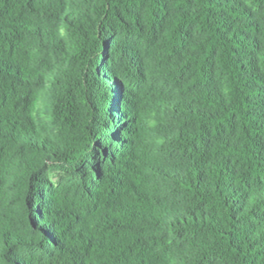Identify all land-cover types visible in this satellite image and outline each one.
<instances>
[{"label":"trees","instance_id":"16d2710c","mask_svg":"<svg viewBox=\"0 0 264 264\" xmlns=\"http://www.w3.org/2000/svg\"><path fill=\"white\" fill-rule=\"evenodd\" d=\"M78 1L86 13L75 16L64 0H0V264H264V226L247 229L264 212V193L245 203L234 186L263 173L264 125L254 113L261 91L239 56L254 44L221 14L233 6L181 0L187 8L171 20L169 55L153 80L165 84L191 67H210L223 82L218 91L208 78L190 96L165 102L177 132L162 144L189 159L173 170L148 157L137 107L120 99L113 73L99 71L113 57L138 71L110 29L134 6L153 9L160 0ZM193 24L199 53L182 52L184 29ZM46 54L58 58L56 71ZM258 58L264 66V54ZM48 84L52 139L39 134L34 117ZM228 126L239 141L221 143V152L217 144L215 159L200 156ZM113 144L118 149L109 150ZM57 172L75 178L55 187L48 175ZM157 177L194 209L168 205L148 187ZM184 238L198 242L186 251Z\"/></svg>","mask_w":264,"mask_h":264},{"label":"rangeland","instance_id":"374dc122","mask_svg":"<svg viewBox=\"0 0 264 264\" xmlns=\"http://www.w3.org/2000/svg\"><path fill=\"white\" fill-rule=\"evenodd\" d=\"M66 10L73 11L74 15H83L86 13L84 5L78 0H64ZM222 3L230 2L233 10L226 9L221 14H226L232 27L241 28V37L245 43H253L254 48H243L239 56L243 61L249 62L250 72L256 78L255 85L261 91L259 95V107L254 112L258 117V122L264 125V66L259 62L258 55L264 54V0H219ZM155 8V9H154ZM153 9L149 4H139L132 8V14H122V21L114 25L111 30L113 42L125 49L133 58L134 65H137L138 71H131L124 68V59L117 57L109 59L106 63L99 64L100 74L106 78L108 73H113L118 81L122 92L119 94L120 99L128 100L134 104L142 119L141 135L146 144V154L157 165L178 170L182 164L189 159L188 156L173 152L167 145L162 144V136H171L177 132V127L169 126L164 116V107L169 97H175L178 94L189 96L196 89L197 85H206L201 81L211 80L208 85L215 87L218 91H223V82L216 69L206 67V72H200L198 69L191 67L180 77L176 75L172 80L163 84L159 80H153V70L160 65L163 67L165 60L169 55V46L165 45L171 39V20L183 12L187 7L181 0H160ZM184 29L183 41L180 45L182 52L199 53L197 49L200 31L197 25L186 26ZM58 27V34L64 35ZM52 69L56 71L60 67L57 62L58 58L54 54L45 55ZM50 75L49 69L45 70ZM138 77V78H137ZM140 77H143L140 78ZM141 79V80H139ZM116 84V83H115ZM195 87V88H194ZM51 85L48 84L45 91L38 99L35 112V121L38 132L41 136L55 138L56 129L51 122ZM126 91L127 94L123 93ZM189 99V98H188ZM190 100V99H189ZM131 104V105H132ZM237 128L226 127L219 136L212 135L209 139L208 148L204 150L206 158L215 159L217 150L221 152L220 144L229 141L236 143L239 141ZM264 149V139H262ZM201 148V147H200ZM110 149H118L114 144L109 146ZM203 152V149L201 150ZM261 163L264 167V151L260 155ZM232 163V170L236 174L242 171V167L237 163L234 156L229 157ZM74 176L63 172L50 173L48 179L55 187L63 183H68ZM244 182H239L236 178L234 186L239 189L245 203L249 202L251 196L258 193H264V168L259 177L249 176ZM148 187L161 195L166 203L173 209L180 212L182 210H193L188 200L172 190L170 183L159 177L149 180ZM264 226V212L259 219L249 221L247 229L253 227L260 229ZM198 239L184 238L181 247L186 251Z\"/></svg>","mask_w":264,"mask_h":264}]
</instances>
